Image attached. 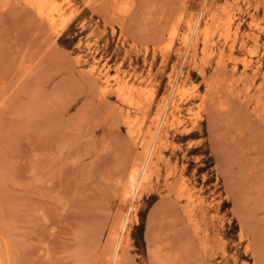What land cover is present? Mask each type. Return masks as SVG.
I'll list each match as a JSON object with an SVG mask.
<instances>
[{
    "label": "rangeland",
    "instance_id": "374dc122",
    "mask_svg": "<svg viewBox=\"0 0 264 264\" xmlns=\"http://www.w3.org/2000/svg\"><path fill=\"white\" fill-rule=\"evenodd\" d=\"M37 1L0 0V264H264V0Z\"/></svg>",
    "mask_w": 264,
    "mask_h": 264
},
{
    "label": "bare ground",
    "instance_id": "6f19581e",
    "mask_svg": "<svg viewBox=\"0 0 264 264\" xmlns=\"http://www.w3.org/2000/svg\"><path fill=\"white\" fill-rule=\"evenodd\" d=\"M16 1V0H15ZM25 1V4H27L28 5V7L29 8H34V0H24ZM39 1V0H38ZM37 1V2H38ZM41 3V2H40ZM39 4V3H38ZM55 4V3H54ZM26 5V6H27ZM43 5V4H42ZM56 5V4H55ZM41 6V5H40ZM46 6V5H45ZM44 7V6H43ZM51 7V6H50ZM39 8H41V7H39ZM52 8V7H51ZM35 9V8H34ZM54 9V8H53ZM57 9V8H56ZM37 11V10H36ZM42 11H43V9H42ZM54 11V10H53ZM52 11V12H53ZM35 13V12H34ZM49 13V12H48ZM215 13V12H214ZM42 13H41V10H39L38 11V15H41ZM225 14V13H224ZM45 15H47V14H45ZM54 15H55V13H54ZM57 15H59V14H57ZM56 16V15H55ZM188 16H190V15H188ZM200 16H201V14H200ZM210 16V15H209ZM229 16V15H228ZM59 17H60V15H59ZM193 17V16H192ZM198 17V16H197ZM209 18V17H208ZM212 18V17H211ZM229 18V17H228ZM46 19H47V16H46ZM49 19V18H48ZM231 19V18H230ZM57 20V19H56ZM208 20V19H207ZM206 20V21H207ZM212 21H213V19H211ZM222 20V19H221ZM225 20H226V18H225ZM50 21V20H49ZM52 21V20H51ZM50 21V22H51ZM231 21V20H230ZM176 22H177V24H178V26H180L182 23H183V25H184V27H185V29H186V34H184L183 36H182V38H181V42H192V37L195 35V33H196V31L198 30L197 28V26H198V24H199V22H198V24H197V22H195V20H193L192 18H189V17H185V15H184V12L182 11V12H180L179 14H178V16H177V19H176ZM214 22H216V20L214 21ZM222 22V21H221ZM232 22V21H231ZM227 23V22H226ZM229 23V22H228ZM221 24V23H220ZM225 25H227V24H225ZM230 25H231V23H230ZM237 25V24H236ZM177 26V27H178ZM208 26V25H207ZM175 27V26H174ZM181 28V27H180ZM233 28H235V30L236 31H239V25H237L236 27H233ZM228 29V28H227ZM171 30H176V28L175 29H170V31ZM174 34H176L174 31H172ZM204 32V31H203ZM225 32V31H224ZM205 33H206V30H205ZM173 34V35H174ZM182 35V34H181ZM238 35V34H237ZM171 36V35H170ZM197 36V35H196ZM195 36V37H196ZM221 37V36H220ZM178 38V37H177ZM194 38V37H193ZM195 39V38H194ZM191 40V41H190ZM193 44V43H192ZM189 45H190V43H189ZM194 45V44H193ZM185 46H186V44H185ZM95 63H97V62H95ZM89 67V66H88ZM97 69H98V67H97V65L96 64H93L92 66H90V69L89 70H87L88 71V74L91 76V77H93L94 75H95V73H96V71H97ZM101 70V69H100ZM257 72H258V70H256ZM106 74V73H105ZM255 75V72L253 73V76ZM263 80H264V74H263ZM115 82L116 83H118L119 82V80L118 79H116L115 80ZM121 83V82H120ZM109 80H108V77L106 76V75H102V77L100 78V88H99V90H100V93H101V95L102 96H104L107 92H108V90L110 89H108V87H109ZM118 85V84H117ZM119 86V85H118ZM262 87V86H261ZM129 88V90L131 89V88H133V86L131 85V86H129V84L125 81V82H122L121 84H120V89L123 91L124 89H128ZM108 89V90H107ZM134 89V88H133ZM263 90V89H262ZM127 91V90H126ZM120 92V91H119ZM131 92V91H130ZM261 92V91H260ZM121 94V92L119 93V95ZM122 95H123V93H122ZM128 95V94H127ZM127 95H126V97H127ZM123 97V96H122ZM121 97V98H122ZM126 97H124V98H126ZM244 97V96H243ZM264 97V96H263ZM123 98V100L125 101L126 99H124ZM130 98H132V97H130ZM250 99V98H249ZM249 99H247V100H249ZM251 99H252V97H251ZM262 99L263 98H261V100H260V103H262L261 101H262ZM264 100V99H263ZM243 101V100H242ZM252 101V100H251ZM257 101V100H256ZM126 102H128L127 100H126ZM242 103V102H241ZM247 103H251V102H247ZM256 103V102H255ZM259 103V104H260ZM264 103V102H263ZM128 104V103H127ZM258 104V105H259ZM135 105V104H134ZM176 105V104H175ZM244 105V104H243ZM255 105H257V104H255ZM257 105V106H258ZM261 105V104H260ZM178 106V105H177ZM245 106V105H244ZM175 107V106H174ZM247 107H249V105L247 106ZM255 107V106H254ZM135 108V107H134ZM241 108V107H240ZM256 108V107H255ZM260 108H261V106H260ZM260 108H257L256 110H260ZM238 109V108H237ZM264 109V108H263ZM161 110V109H160ZM240 110V109H239ZM238 110V112H240ZM241 110H242V108H241ZM255 110V111H256ZM255 111H253V112H255ZM245 112V111H244ZM244 112L243 113H241V114H239V115H242V114H244ZM250 112V111H249ZM261 112V111H260ZM257 113H259V111L257 112ZM256 113V114H257ZM262 114V113H261ZM264 114V113H263ZM262 114V116H264ZM239 115H238V117H239ZM246 115L248 116V113L246 112ZM121 116H122V118L124 119V122L128 125V123H129V119H130V116H129V114H128V112L126 113L125 111H121ZM243 116H245V115H243ZM247 116H245L246 118H245V120H248L247 119ZM255 116V115H254ZM256 117V116H255ZM244 118V117H243ZM242 118V119H243ZM179 118H177V120H178ZM258 119V118H257ZM262 121H260V122H264V118L263 119H261ZM131 121V120H130ZM180 121V120H179ZM253 123V122H252ZM261 124V123H260ZM256 125V124H255ZM258 125V124H257ZM256 125V126H257ZM183 126V125H182ZM177 127V126H176ZM184 127V126H183ZM149 133V132H148ZM258 136V135H257ZM141 137V136H140ZM135 139H137V138H135ZM131 140V139H130ZM256 140V139H255ZM261 142V141H260ZM262 143H264L263 141H262ZM262 146V145H261ZM256 150H257V148H256ZM184 181V180H183ZM182 181V182H183ZM185 183V182H184ZM183 183V184H184ZM181 185V184H180ZM173 186V185H172ZM171 186V187H172ZM170 187V190H169V192L173 189V188H171ZM178 187H181V186H178ZM187 187V186H186ZM188 188V187H187ZM178 189V188H177ZM186 189V188H185ZM184 190V189H183ZM188 191H189V189H188ZM168 192V193H169ZM172 193V192H171ZM178 193V192H177ZM182 193H184V192H182ZM175 194V193H174ZM168 195H170V194H168ZM167 195V196H168ZM182 195V194H181ZM184 195V194H183ZM176 197H180V195H176ZM186 197V196H185ZM185 197H182V198H184L185 199ZM187 197H188V195H187ZM198 198V197H197ZM168 199V198H167ZM170 199V198H169ZM168 199V200H169ZM179 199V198H178ZM191 199V198H190ZM194 199V198H193ZM168 200H167V202H168ZM175 200V199H174ZM183 200V199H182ZM195 200V199H194ZM170 201V200H169ZM179 201V200H178ZM199 201V200H198ZM197 201V202H198ZM200 201H203V200H200ZM234 201H235V199H234ZM219 202V201H218ZM217 203V202H216ZM220 203V202H219ZM174 205V204H173ZM172 205V206H173ZM204 205V204H203ZM207 205V204H206ZM205 205V206H206ZM210 205V204H209ZM196 206H199V205H197L196 204ZM215 206V205H214ZM192 207H194V206H192ZM188 208V207H187ZM186 208V211H187V214H188V216L190 215L191 216V214H193L194 212H193V209H190V208H188L187 209ZM169 210H170V208H169ZM184 209H183V206H182V211L181 212H184L183 211ZM183 214V213H182ZM185 215H186V212H185ZM193 217V216H192ZM192 217H189L190 219L192 218ZM188 218V217H187ZM188 221V220H187ZM193 221H195V219L193 220ZM189 223L191 222V221H188ZM193 222H191V224H192ZM195 222H194V226H195ZM190 225V224H189Z\"/></svg>",
    "mask_w": 264,
    "mask_h": 264
}]
</instances>
